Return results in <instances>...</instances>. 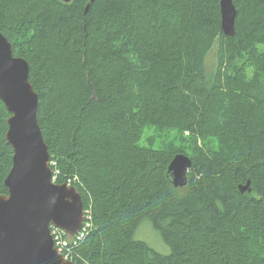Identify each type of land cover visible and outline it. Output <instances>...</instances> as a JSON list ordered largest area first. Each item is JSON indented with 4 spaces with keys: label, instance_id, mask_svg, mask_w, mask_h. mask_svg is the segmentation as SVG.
<instances>
[{
    "label": "trees",
    "instance_id": "16d2710c",
    "mask_svg": "<svg viewBox=\"0 0 264 264\" xmlns=\"http://www.w3.org/2000/svg\"><path fill=\"white\" fill-rule=\"evenodd\" d=\"M232 1L230 38L219 0H0L56 184L91 224L74 264H264V0ZM8 117L0 102V195ZM178 154L183 188L167 177ZM144 220L169 255L134 239Z\"/></svg>",
    "mask_w": 264,
    "mask_h": 264
},
{
    "label": "water",
    "instance_id": "95a60500",
    "mask_svg": "<svg viewBox=\"0 0 264 264\" xmlns=\"http://www.w3.org/2000/svg\"><path fill=\"white\" fill-rule=\"evenodd\" d=\"M219 12L223 35L234 37L233 1L219 0ZM0 102L9 115L5 141L12 150L4 180L7 194L0 195V264H74L56 251L50 227L69 236L78 234L85 219L82 199L73 187L51 182L49 154L37 122L39 97L29 81V65L13 56L1 32ZM191 164L182 154L171 160L167 177L174 188L186 186ZM249 185L247 181L239 186V192H250Z\"/></svg>",
    "mask_w": 264,
    "mask_h": 264
},
{
    "label": "rangeland",
    "instance_id": "374dc122",
    "mask_svg": "<svg viewBox=\"0 0 264 264\" xmlns=\"http://www.w3.org/2000/svg\"><path fill=\"white\" fill-rule=\"evenodd\" d=\"M215 50L216 45L206 58V71L209 73L210 76L212 75L215 69ZM150 131L146 130L144 132L141 141L142 145H146L147 139L151 137L152 131ZM134 239L144 242L149 248H151L160 255L167 256L170 253L169 248L163 243L159 234L153 229L152 225L147 220L142 221L137 226L134 232Z\"/></svg>",
    "mask_w": 264,
    "mask_h": 264
},
{
    "label": "built area",
    "instance_id": "2783aa9c",
    "mask_svg": "<svg viewBox=\"0 0 264 264\" xmlns=\"http://www.w3.org/2000/svg\"><path fill=\"white\" fill-rule=\"evenodd\" d=\"M50 166L54 167L55 164L53 162H50ZM57 174L58 172L56 170H52L51 182L53 184H56ZM71 183L72 181L68 180L66 182V186L71 187ZM84 217L85 219L82 228L80 232L75 236H69L60 229L50 227V235L52 237L55 249L67 261L72 262L73 259L71 254L73 247L77 246L85 238V236L87 235L88 231L91 228V224L87 221L89 220V217H87L85 213H84ZM82 264H86V263L82 262Z\"/></svg>",
    "mask_w": 264,
    "mask_h": 264
}]
</instances>
